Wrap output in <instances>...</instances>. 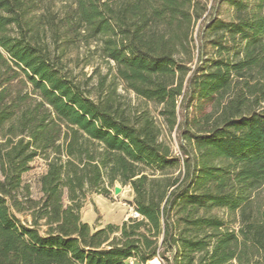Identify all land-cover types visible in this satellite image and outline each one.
Masks as SVG:
<instances>
[{
	"label": "trees",
	"instance_id": "1",
	"mask_svg": "<svg viewBox=\"0 0 264 264\" xmlns=\"http://www.w3.org/2000/svg\"><path fill=\"white\" fill-rule=\"evenodd\" d=\"M208 1L0 0V264H264V0ZM81 42L95 84L65 58ZM117 182L141 217L94 227Z\"/></svg>",
	"mask_w": 264,
	"mask_h": 264
},
{
	"label": "rangeland",
	"instance_id": "2",
	"mask_svg": "<svg viewBox=\"0 0 264 264\" xmlns=\"http://www.w3.org/2000/svg\"><path fill=\"white\" fill-rule=\"evenodd\" d=\"M69 0H55V9L61 11ZM209 8L212 5V0H209ZM209 12L207 11L203 18H208ZM203 18L194 22V39L196 45L198 44V32ZM198 50H195V62L197 61ZM66 60L69 67L78 75L80 79H84L86 76H91L97 72L91 84H95L98 74H106L110 72L108 62L100 55V51L97 48L96 42H92L90 45L85 42L71 46L66 53ZM192 64V63H190ZM119 92L125 96V100L130 101L132 105L138 107L147 108L154 116L156 122L161 128L162 139L166 141L172 148L175 154H182L179 146V138L177 127L170 129L166 124L163 116L160 114L162 105L156 104L151 101H146L142 97L138 96L134 91L127 90L122 84L119 85ZM179 120L182 116L179 115ZM47 163L41 158L37 157L32 162V168L25 173L24 180L31 185L33 196L38 198L41 196V187L39 178L46 171ZM116 186L122 188L121 192L117 194L115 188H111V192L108 196L102 194H93L90 200L85 204L82 215L85 221H89L94 227L100 226L103 223H116L121 224L124 220L131 217L132 209L134 205L133 189L129 185H122L117 182ZM264 193V189H263ZM226 215V214H225ZM105 224V225H106ZM130 264H138L133 260ZM146 264H163L160 258L156 259L152 263Z\"/></svg>",
	"mask_w": 264,
	"mask_h": 264
},
{
	"label": "built area",
	"instance_id": "3",
	"mask_svg": "<svg viewBox=\"0 0 264 264\" xmlns=\"http://www.w3.org/2000/svg\"><path fill=\"white\" fill-rule=\"evenodd\" d=\"M131 217H134V218H140L141 217L140 212L135 207L132 209ZM131 262H133V260H131Z\"/></svg>",
	"mask_w": 264,
	"mask_h": 264
},
{
	"label": "water",
	"instance_id": "4",
	"mask_svg": "<svg viewBox=\"0 0 264 264\" xmlns=\"http://www.w3.org/2000/svg\"><path fill=\"white\" fill-rule=\"evenodd\" d=\"M122 188L120 186H115V192L119 194L121 192Z\"/></svg>",
	"mask_w": 264,
	"mask_h": 264
},
{
	"label": "crops",
	"instance_id": "5",
	"mask_svg": "<svg viewBox=\"0 0 264 264\" xmlns=\"http://www.w3.org/2000/svg\"><path fill=\"white\" fill-rule=\"evenodd\" d=\"M87 222H89V221H87ZM106 223H103L102 225H100V226H104Z\"/></svg>",
	"mask_w": 264,
	"mask_h": 264
}]
</instances>
